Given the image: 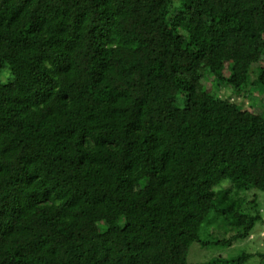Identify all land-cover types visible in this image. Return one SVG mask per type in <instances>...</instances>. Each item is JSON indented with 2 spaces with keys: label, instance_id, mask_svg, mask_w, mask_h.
<instances>
[{
  "label": "trees",
  "instance_id": "trees-1",
  "mask_svg": "<svg viewBox=\"0 0 264 264\" xmlns=\"http://www.w3.org/2000/svg\"><path fill=\"white\" fill-rule=\"evenodd\" d=\"M250 48L264 56V0H0V264H189L195 242L249 239Z\"/></svg>",
  "mask_w": 264,
  "mask_h": 264
},
{
  "label": "rangeland",
  "instance_id": "rangeland-1",
  "mask_svg": "<svg viewBox=\"0 0 264 264\" xmlns=\"http://www.w3.org/2000/svg\"><path fill=\"white\" fill-rule=\"evenodd\" d=\"M247 55L250 58L251 62L253 63V68H258L260 66H264V56L260 58L258 53L253 49L250 48L247 51ZM209 85V84H208ZM252 89L250 88V91ZM248 90V92H250ZM257 95V93H256ZM256 105L253 106L251 100L243 95L240 98V102L243 106V112L248 115L249 117L254 115H259L264 112V96H260L257 100H255ZM229 184L225 183L224 188L228 187ZM263 203V222H260L256 225L252 236L247 240H241L235 242L230 247H223L221 245L211 246L206 248H201L198 243H193L191 245L189 251V264H203L206 262L211 261L215 258H222L224 259H232L241 255L242 253H264V194L261 197ZM222 234L221 225L218 222H214L209 225H203L200 236L203 240H210L211 237H217ZM212 235V236H210ZM232 234H229V236ZM228 236V237H229ZM264 258H260L255 256L252 260L245 261L244 264H264L262 261ZM184 261V260H183ZM181 261L179 264H184ZM238 262H234L233 264H237ZM242 263V264H243ZM216 264V263H215ZM220 264V263H217Z\"/></svg>",
  "mask_w": 264,
  "mask_h": 264
}]
</instances>
